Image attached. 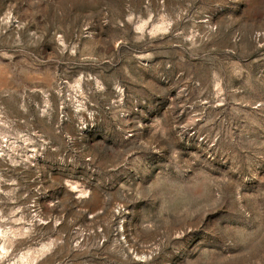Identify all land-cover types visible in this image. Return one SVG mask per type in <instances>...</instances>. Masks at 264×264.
<instances>
[{
    "label": "rangeland",
    "instance_id": "374dc122",
    "mask_svg": "<svg viewBox=\"0 0 264 264\" xmlns=\"http://www.w3.org/2000/svg\"><path fill=\"white\" fill-rule=\"evenodd\" d=\"M0 264H264V0H0Z\"/></svg>",
    "mask_w": 264,
    "mask_h": 264
}]
</instances>
